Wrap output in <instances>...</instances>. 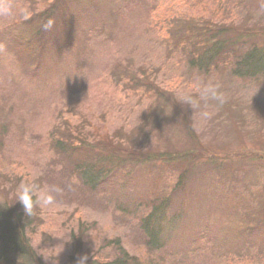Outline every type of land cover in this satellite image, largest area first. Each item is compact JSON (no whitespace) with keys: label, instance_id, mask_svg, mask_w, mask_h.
<instances>
[{"label":"rangeland","instance_id":"374dc122","mask_svg":"<svg viewBox=\"0 0 264 264\" xmlns=\"http://www.w3.org/2000/svg\"><path fill=\"white\" fill-rule=\"evenodd\" d=\"M15 2L24 14L0 19V203L18 208L24 238L42 264H76L81 256L191 264L189 252L181 254V232L207 223L181 195L197 188L209 194L208 181L230 169L252 178L259 204L250 210L262 215L264 73L204 70L190 65L188 52L215 32L239 46L264 43V0ZM46 11L54 25L43 38L37 32ZM209 82L219 85L223 104L200 100L198 85ZM186 95L197 101L193 107L179 101ZM184 165L183 183L177 179ZM87 167L102 170L94 186L82 177ZM25 181L59 188L56 203L26 216L15 201ZM154 194L166 203V230L168 214L187 210L185 225L170 236L165 230L160 247L146 244L141 226ZM210 228L217 245L209 260L197 261L225 264L226 239ZM256 238L264 242V230ZM262 254L235 262L264 264Z\"/></svg>","mask_w":264,"mask_h":264},{"label":"trees","instance_id":"16d2710c","mask_svg":"<svg viewBox=\"0 0 264 264\" xmlns=\"http://www.w3.org/2000/svg\"><path fill=\"white\" fill-rule=\"evenodd\" d=\"M52 19L50 15L41 17L38 36L44 38L45 30L42 25L48 20ZM245 34V31L241 32ZM242 34H239L242 36ZM234 40L220 37L218 32L211 35L210 38L204 39L203 41H197L194 44L195 50L188 52L190 57L189 63L192 66L208 70L212 68H222L233 74L234 76H245L248 78L260 76L264 73V43L262 44H249L238 45ZM235 45L239 46V50L235 49ZM165 98L169 99L170 94L164 95ZM67 134V136H69ZM68 152H73L75 146L70 141L67 142ZM73 145V146H72ZM65 150L64 144H60ZM139 154V153H138ZM148 158V153L141 152V156ZM169 155V154H167ZM167 155L151 154L153 160L166 159ZM119 156V155H118ZM172 159L177 157L169 155ZM251 156V155H250ZM251 159V158H249ZM174 161V160H173ZM186 165L183 166V171L178 175L179 181L184 183L186 176ZM91 167L85 168L82 172V177L87 183L94 186L97 184L98 176L102 170L94 169ZM229 174L226 173L222 177L212 178L208 181L210 185H207V191L209 194L202 193L199 188L196 190H188L184 195L187 198L192 209L201 216L202 220L212 227L221 237L226 239L224 248V254H230L226 257L225 264H236L235 260H254V255H263L264 248L256 250L262 243L256 237L264 230V211L259 212L261 206L256 212L262 214L260 217L251 212L253 205L256 203L253 190L250 189L252 184V178L246 179L243 174L232 173L233 170H229ZM247 173V171L245 170ZM197 193V194H196ZM204 198L202 201L201 199ZM200 197V198H199ZM156 194L153 195L152 204H146L148 209L146 215H144V223L142 222V232L146 235V244L161 246L163 243V235L165 234L166 228L163 221L162 212L166 208V203L157 202ZM192 200L195 201L198 208H194ZM0 203V260L3 264H19L16 259L20 258V264H42L40 256L35 254L34 250H31L28 239L24 238L22 232V226L24 224L22 216L17 212L18 208L10 201L3 200ZM255 202V203H253ZM211 203L212 205H209ZM213 208L212 211H207L204 207ZM240 209L237 212L235 209ZM246 210L249 215L244 216ZM185 211H174L172 215H169L167 233L170 236V232L173 231L174 227L184 226L186 221ZM254 217V218H253ZM242 219V220H241ZM167 221V220H166ZM165 222V221H164ZM205 223L200 225H194L190 230L183 229L181 235L185 237L184 248L181 254L189 252L187 259L193 260L191 264H202L209 260L206 254L212 251V247L217 245V240L214 239L212 229ZM234 240V242H232ZM118 242V241H116ZM223 242V239L220 243ZM120 248V247H119ZM121 249V248H120ZM31 251V252H30ZM260 251V252H258ZM119 254H123V251H119ZM118 254V255H119ZM16 255V257H15ZM117 255V256H118ZM213 255V254H211ZM15 258H14V257ZM181 260V257H179ZM200 258L202 261H197ZM137 259H134V262ZM185 260V258H184ZM183 260V262H184ZM122 256L113 258L112 261L102 263L100 261H87L86 264H122ZM157 263V262H156ZM129 264H133L131 261ZM189 264V263H184ZM218 264V263H215Z\"/></svg>","mask_w":264,"mask_h":264},{"label":"clouds","instance_id":"9594fccd","mask_svg":"<svg viewBox=\"0 0 264 264\" xmlns=\"http://www.w3.org/2000/svg\"><path fill=\"white\" fill-rule=\"evenodd\" d=\"M25 10L22 7H17L15 0H0V19H10L15 15H23ZM54 25V20L48 19L43 25V30H51ZM200 100H203L205 105L209 102H217L223 104L225 98L219 91V85L214 83H206L198 85ZM179 101L193 107L197 101L190 95L182 96ZM207 111L201 113L203 119L209 117ZM60 191L55 186L42 188L38 183L33 181H25L20 184L16 192L15 201H19L23 207L26 216L32 217L36 208L46 209L56 203V194ZM87 256L78 258L76 264H86Z\"/></svg>","mask_w":264,"mask_h":264}]
</instances>
